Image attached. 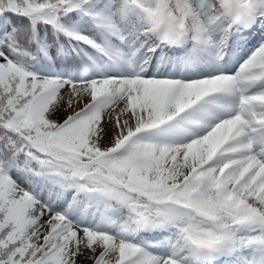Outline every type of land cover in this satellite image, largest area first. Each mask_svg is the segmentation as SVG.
Returning a JSON list of instances; mask_svg holds the SVG:
<instances>
[{"label": "snow or ice", "instance_id": "obj_1", "mask_svg": "<svg viewBox=\"0 0 264 264\" xmlns=\"http://www.w3.org/2000/svg\"><path fill=\"white\" fill-rule=\"evenodd\" d=\"M0 264H264V0H0Z\"/></svg>", "mask_w": 264, "mask_h": 264}, {"label": "rangeland", "instance_id": "obj_2", "mask_svg": "<svg viewBox=\"0 0 264 264\" xmlns=\"http://www.w3.org/2000/svg\"><path fill=\"white\" fill-rule=\"evenodd\" d=\"M64 115H65L64 113H61V114H59V115H58V117H57V118H59V119H61V118H62V119H63Z\"/></svg>", "mask_w": 264, "mask_h": 264}]
</instances>
